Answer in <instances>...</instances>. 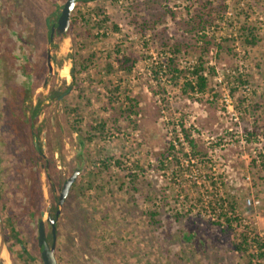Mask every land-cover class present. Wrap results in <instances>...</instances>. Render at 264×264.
Masks as SVG:
<instances>
[{
  "label": "rangeland",
  "instance_id": "obj_1",
  "mask_svg": "<svg viewBox=\"0 0 264 264\" xmlns=\"http://www.w3.org/2000/svg\"><path fill=\"white\" fill-rule=\"evenodd\" d=\"M13 1L0 0V45H6L0 83L17 96L7 52L19 25L2 18ZM65 1L20 0L14 14L29 10L26 18L36 25L31 35L44 33V15L57 19ZM96 6L110 20L88 34L80 12ZM72 15L79 23L48 45L55 67L51 89L69 93L46 139L59 147L57 130L71 138L73 133L78 140L67 139L69 147L58 148L62 155L55 159L66 164L78 153L81 169L78 192L70 194L57 222L60 264H248L254 235L264 238V0H77ZM244 24L255 27V44L246 42ZM123 56L134 58L131 70L122 67ZM199 65L206 77L203 91L194 73ZM43 76L41 99L48 90L41 87ZM226 93L233 98L232 111ZM183 124L202 153L193 161L185 155L191 153L188 140L180 139ZM172 141L180 163L167 170L161 164ZM108 157L105 166L101 162ZM4 159L5 167L29 164L27 153ZM90 169L98 176L81 188ZM149 192L151 201L145 200ZM15 197L12 207L19 214L13 228L5 229L11 258L26 264L19 257L26 247L31 264H43L39 211L29 215L24 188ZM45 199L42 208L50 200ZM231 202L235 210L228 208ZM149 210L159 211V226L149 222ZM217 219L224 222H212ZM47 232L52 243L50 227ZM253 263L264 264V257Z\"/></svg>",
  "mask_w": 264,
  "mask_h": 264
},
{
  "label": "flooded vegetation",
  "instance_id": "obj_2",
  "mask_svg": "<svg viewBox=\"0 0 264 264\" xmlns=\"http://www.w3.org/2000/svg\"><path fill=\"white\" fill-rule=\"evenodd\" d=\"M20 5V0H14L9 13L3 14L2 17L3 19L10 18V22L18 24L19 30H12L14 39L12 45L8 46L7 52L9 53L7 55H10L8 56L9 61H7L10 71L9 75L12 76L13 81L18 85L16 86L18 88L16 91L17 96L14 95L15 91L13 88L0 83V95L6 97V100L0 99V115L2 114L0 116V214L4 227L8 230L10 228L9 219H14L19 214L15 213L16 211L12 207L14 205V198H16L15 195L20 189L24 188L29 196V215L36 217L38 216L36 213L39 211L40 218L46 221L47 239V228L50 227L53 241L52 226L47 221V217L55 218L57 234V222L65 212V204L68 202L72 192H78V176L73 181L65 201L60 207L59 199L63 184L75 170L79 169L78 165H76L78 153L73 152L70 159L68 157V160H71V162L68 161L66 164H62V160L55 159L60 154L62 155L61 152L65 148L69 147L70 143L66 141L67 139H72V141L78 140L77 137L76 139L74 138L73 133L71 138L67 130L62 132L57 130L56 139L59 147H57L58 144L57 146L52 145L46 139L49 132L48 126L52 128L56 125L55 114L64 113V98L69 93L62 89L60 91L58 89L57 91L51 89L55 67L52 49L48 45L54 44L61 37V35L54 33V39L51 41L52 27L57 24L61 12L58 13L57 19L45 14L43 19L46 29L49 25L48 30L42 33L43 31L40 29L41 33L31 35L32 24L35 27L36 25L34 21L26 18L29 10H22L18 15L14 14V9ZM0 10L5 13L2 5ZM44 44L46 45L45 52ZM0 46H2V49L0 47L1 53L4 51L6 45ZM32 52L33 57L31 55ZM49 54L53 66L52 72H50L48 65ZM0 57L2 59V54H0ZM3 63L2 59L0 69H4ZM43 73L41 87H47L48 90L44 93V99H41L43 95L39 91L38 81ZM16 97L18 99H15ZM16 103L19 108L14 110L13 104ZM8 112L10 113L8 114ZM50 113H54V115ZM64 135H67V138L63 137ZM24 138L29 139V144H27ZM58 148H60V154ZM73 148L77 150L78 145L73 144ZM21 153L28 154V167L16 166L15 163L11 167H5L4 158L6 154L8 156L17 154L18 156ZM45 198H49L50 200L46 207L42 208L41 204L46 202ZM53 205H56V207H53ZM11 208H13V212L15 211L12 215L8 212ZM59 208H61V212L57 214Z\"/></svg>",
  "mask_w": 264,
  "mask_h": 264
},
{
  "label": "trees",
  "instance_id": "obj_3",
  "mask_svg": "<svg viewBox=\"0 0 264 264\" xmlns=\"http://www.w3.org/2000/svg\"><path fill=\"white\" fill-rule=\"evenodd\" d=\"M86 2H89V1H94V0H85ZM81 17H80V20H83L84 22V26L86 28V32L88 34H92V30L93 29H97L98 31L99 30H102V29H105L107 27V24L109 22V14L106 13V11L100 7V6H96V7H92L90 9H88L87 11H81ZM201 17V16H200ZM79 23V20L77 19L76 16H73L72 15V19H71V26L72 28H74L77 24ZM111 28L114 29V30H118L119 27L117 24H111ZM143 27H148V24L145 22ZM243 29L246 31V42L247 43H250V44H255L257 42V36H256V31H255V27H250L248 24H244L243 25ZM106 31H104L102 33V35H106ZM250 37V38H249ZM120 60V63L122 65V67H124L125 69L127 70H131V65L132 63L134 62V58L131 57V56H123ZM78 64H80V69H84L86 67V65L82 62V61H77ZM80 62V63H79ZM77 64V65H78ZM202 68V65H199L196 67L194 73L197 75V79H196V84H197V87L200 91H203L206 87V77L202 74H199L200 70ZM176 69V68H175ZM187 85L191 86L192 85V82H188ZM193 87V85L191 86ZM184 133V137L185 139L188 140L189 142V145L191 147V155L194 156V155H198V154H202L198 149H197V145H196V142L194 141V139L191 137V133L186 129L185 125L183 124L182 125V129H181ZM175 148V145L173 142L170 143V146L168 147V152L164 155L166 158L164 162H162L161 166L162 168L164 169H169L172 164H179L180 161H179V157L176 153L173 152V150ZM185 155L187 157H189V153H185ZM111 158H107L106 160H103L101 163L104 164L105 166H109L110 165V162L109 160H111ZM166 160L168 161L167 164H165ZM174 160V161H173ZM105 168H108V167H100L99 170H102V169H105ZM89 172L92 174L91 176H87L86 177V180L84 181V183L81 184V188H89L90 186L93 185V182H94V174H97L96 171H94L93 169H90ZM98 176V174H97ZM97 178V177H96ZM145 200L147 201H151L152 200V193L149 192L145 195ZM224 206V203L222 204ZM214 208H217L218 207V204H214L213 205ZM228 208H231L233 210H235V205L233 204V202H231L230 206ZM149 215H150V220L149 222L151 224H155L156 226H159V224L161 223V220L159 218H156V216L159 214V211L157 210H149ZM229 213H225V218L224 220L226 222H228V225L229 226H232V217L230 215H228ZM177 218H179V216L177 215ZM233 218H236L235 216ZM213 223L215 224H222L224 221H222L221 219H217V220H214L212 221ZM13 225H14V219H9V226L10 228H13ZM248 240L247 237L244 238V241L246 242ZM264 238H260L259 235H256V237L253 239V241H255V243L258 244L259 246V253L256 254L254 252L250 253V260L248 262V264H254V258L255 257H264ZM254 243H252L253 245ZM242 246H241V243H239L237 245V249H241ZM245 250H247V248H245ZM19 257L20 258H23L24 262L26 264H31V261L34 259V257L28 253L26 247H24L20 252H19Z\"/></svg>",
  "mask_w": 264,
  "mask_h": 264
},
{
  "label": "water",
  "instance_id": "obj_4",
  "mask_svg": "<svg viewBox=\"0 0 264 264\" xmlns=\"http://www.w3.org/2000/svg\"><path fill=\"white\" fill-rule=\"evenodd\" d=\"M76 3L77 0L65 1L61 13L59 15V18L57 20V24L52 27L51 41L54 39V33L64 37L67 36L71 26L72 12L75 8ZM48 65L50 72H52L53 66H52L50 54L48 56ZM80 173H81V169H77L70 177H68L65 180L59 199L60 207L63 205L73 181L77 178V176ZM60 212H61V208H59L57 214H59ZM47 221L52 226L53 241L51 244L47 239L46 221L44 219H41L38 225V244L39 246L42 247L41 256H42L43 264H60L58 257L56 255V242H57L56 223H55L56 220L54 217L48 216ZM0 264H14L10 255L9 247L7 245L6 232L1 214H0Z\"/></svg>",
  "mask_w": 264,
  "mask_h": 264
},
{
  "label": "built area",
  "instance_id": "obj_5",
  "mask_svg": "<svg viewBox=\"0 0 264 264\" xmlns=\"http://www.w3.org/2000/svg\"><path fill=\"white\" fill-rule=\"evenodd\" d=\"M224 101H225V103H226V107H228L231 111L232 110H234V103H233V98L230 96V94H228V93H226V94H224ZM191 137H192V135H191ZM180 139H185V137H184V134L183 135H181V138ZM173 143H174V145L176 144V142L175 141H172ZM176 146V145H175ZM191 152V151H190ZM189 158H190V160H192L193 161V157H192V155H191V153H189ZM195 171H197L196 169L195 170H193V172H195ZM198 177L195 175V180H194V182H196V183H198L199 182V180L197 179ZM249 202H251V199H249L248 200ZM255 238V235H254V237H253V239ZM252 240V239H251ZM264 241V240H263ZM252 243H254L253 244V247L255 248V253L256 254H258L259 253V246H258V244L257 243H255V241H253Z\"/></svg>",
  "mask_w": 264,
  "mask_h": 264
},
{
  "label": "bare ground",
  "instance_id": "obj_6",
  "mask_svg": "<svg viewBox=\"0 0 264 264\" xmlns=\"http://www.w3.org/2000/svg\"><path fill=\"white\" fill-rule=\"evenodd\" d=\"M66 68V67H65ZM65 71H67V69H64ZM69 72V71H68ZM66 74V73H65ZM63 75V74H62Z\"/></svg>",
  "mask_w": 264,
  "mask_h": 264
}]
</instances>
